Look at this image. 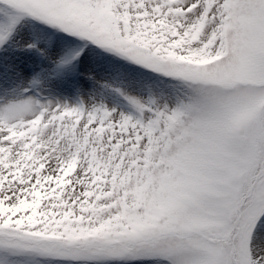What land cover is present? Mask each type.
Listing matches in <instances>:
<instances>
[{
    "label": "snow or ice",
    "instance_id": "snow-or-ice-1",
    "mask_svg": "<svg viewBox=\"0 0 264 264\" xmlns=\"http://www.w3.org/2000/svg\"><path fill=\"white\" fill-rule=\"evenodd\" d=\"M0 264H264V0H0Z\"/></svg>",
    "mask_w": 264,
    "mask_h": 264
}]
</instances>
